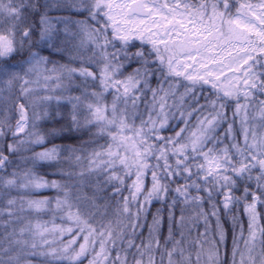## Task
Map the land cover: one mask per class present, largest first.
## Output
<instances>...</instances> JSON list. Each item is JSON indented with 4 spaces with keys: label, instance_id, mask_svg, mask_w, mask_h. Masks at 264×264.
I'll return each instance as SVG.
<instances>
[{
    "label": "snow or ice",
    "instance_id": "6c2138e0",
    "mask_svg": "<svg viewBox=\"0 0 264 264\" xmlns=\"http://www.w3.org/2000/svg\"><path fill=\"white\" fill-rule=\"evenodd\" d=\"M92 7L105 22L85 29L87 62L53 67L52 89L31 112L17 104L14 127L0 115V264H156L161 248L176 264L201 221V239L220 242L230 223L234 264L237 253L253 261L264 238V0ZM41 25L37 68L51 40ZM13 50L0 32V55ZM204 256L215 264L218 249L201 247L197 264Z\"/></svg>",
    "mask_w": 264,
    "mask_h": 264
},
{
    "label": "clouds",
    "instance_id": "9594fccd",
    "mask_svg": "<svg viewBox=\"0 0 264 264\" xmlns=\"http://www.w3.org/2000/svg\"><path fill=\"white\" fill-rule=\"evenodd\" d=\"M93 3L94 0H0V32L9 35L14 41V50L0 55V69H3L0 71V115L5 119L12 117L13 127L17 104L23 102L31 112L33 98L52 89L55 81L45 77L51 74L53 67L76 66L82 60L87 62L91 49L86 46L85 29L96 31L105 22L102 12L92 7ZM42 19L51 26V40L39 45L40 53L47 58V63L37 68L30 58L37 51ZM65 84L70 86L68 80H65ZM50 112L52 115L43 125L45 131L47 125H55L54 108ZM6 132L11 135V129H6ZM65 135L70 140L76 139L71 132ZM4 143L5 140L0 139V146ZM204 231L202 221L187 226L184 253H176V264H189V261L190 264H197V253L201 247L218 249L215 264H234L230 223L226 227L224 242H220L211 232L201 239L200 233ZM164 235H167L166 229ZM176 238H179L178 233ZM255 243L253 261L248 264H264V238H258ZM240 247H244L242 240ZM163 251V248L155 250L156 264H168L166 254L161 262ZM33 264L38 262L33 261ZM199 264H208L207 257H201ZM235 264H240L238 253Z\"/></svg>",
    "mask_w": 264,
    "mask_h": 264
},
{
    "label": "trees",
    "instance_id": "16d2710c",
    "mask_svg": "<svg viewBox=\"0 0 264 264\" xmlns=\"http://www.w3.org/2000/svg\"><path fill=\"white\" fill-rule=\"evenodd\" d=\"M52 178H54V177H52Z\"/></svg>",
    "mask_w": 264,
    "mask_h": 264
}]
</instances>
